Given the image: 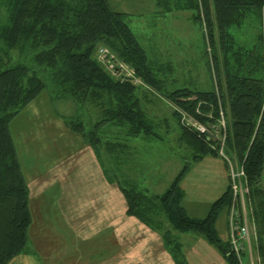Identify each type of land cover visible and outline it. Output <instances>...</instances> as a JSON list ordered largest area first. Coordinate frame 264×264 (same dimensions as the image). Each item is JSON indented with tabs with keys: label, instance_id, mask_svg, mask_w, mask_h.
Here are the masks:
<instances>
[{
	"label": "trees",
	"instance_id": "trees-1",
	"mask_svg": "<svg viewBox=\"0 0 264 264\" xmlns=\"http://www.w3.org/2000/svg\"><path fill=\"white\" fill-rule=\"evenodd\" d=\"M174 1L176 9L194 10V22L205 28L202 39L214 84L209 91L164 90L159 65L148 58L128 25V15L113 10L108 0H0V264L26 251L31 224L28 189L9 124L45 90L98 111L89 129L77 117L64 118L65 125L92 147L105 178L121 191L127 215L158 231L177 264L186 262L171 229L203 236L228 264H239L229 241H221L215 228L220 213L229 209V184L202 219L187 215L180 186L191 162L219 156V143L184 127L179 111L215 126L221 110L225 152L234 154L243 165L257 226L256 252L264 264V191L260 184L264 169V0ZM164 2L168 11L170 0H158L157 7ZM248 22L257 30L250 46L243 37H250L243 31ZM98 47L107 48L131 66L144 86L159 91L173 104L179 141L191 151V161L184 163L161 194L141 190L130 167L121 168L132 160L126 150L128 139L159 140L160 136L142 107L143 85L113 78L96 58ZM163 67L172 70L170 64ZM110 127L119 129L116 142L111 140Z\"/></svg>",
	"mask_w": 264,
	"mask_h": 264
},
{
	"label": "crops",
	"instance_id": "crops-1",
	"mask_svg": "<svg viewBox=\"0 0 264 264\" xmlns=\"http://www.w3.org/2000/svg\"><path fill=\"white\" fill-rule=\"evenodd\" d=\"M122 8L118 12L130 16L131 13ZM172 10L176 13L188 11L169 7L166 12L171 15ZM190 18L193 16H188ZM158 36L160 43L164 42L166 30ZM47 108L46 103L43 107L34 106L38 111L34 115L26 114L30 118L24 120L22 126H15L13 133L10 124L16 117L9 124L28 189L31 224L26 251L15 256L8 264H177L158 231L127 215L121 191L115 183L105 178L92 147L81 135L67 128L64 118L56 119L58 117L55 116L51 121L52 117L44 112ZM13 123L17 124V120ZM25 126L28 128H23ZM46 128H53V131L49 133ZM116 132L115 129L109 130L113 142L118 141L113 140L118 138ZM22 134H25L24 141L20 139ZM134 139H128L126 149L131 155V164L128 162L121 168L130 167L131 174L137 177L139 162L135 160L139 159L137 155L140 154L132 141ZM28 150L32 151V158L25 161ZM224 176L227 187L229 175L226 162ZM182 190L185 199L187 193L185 188ZM211 203L205 205L185 200L183 205L188 216L202 219ZM200 207L205 215H192ZM227 224L226 221V231ZM167 228L171 229L170 225ZM171 231L181 244L186 264H228L219 249L209 244L203 236Z\"/></svg>",
	"mask_w": 264,
	"mask_h": 264
},
{
	"label": "rangeland",
	"instance_id": "rangeland-1",
	"mask_svg": "<svg viewBox=\"0 0 264 264\" xmlns=\"http://www.w3.org/2000/svg\"><path fill=\"white\" fill-rule=\"evenodd\" d=\"M109 1L114 10L118 11L125 7L126 11L131 13L127 19L128 25L139 39L148 58L159 65V78L163 80L166 86L164 90L190 88L198 91H209L213 89L211 62L202 39V28L194 22L193 18L188 19L190 15L194 17V10L179 11L177 13L172 10L170 15L166 12L168 8L166 2H164V5L157 7L155 5L157 0ZM169 3V7L173 8L177 1L170 0ZM251 24V22H248L247 28H243V31H247L250 37L242 34L243 37H247L246 39L249 40L248 42L244 39L249 43L248 46H250L251 41L254 43L255 40L253 41L252 37H256L257 31L251 27ZM163 30H166V38L164 42L160 43V36L158 35H161ZM13 53L17 54L16 51ZM15 58H17V55H15ZM24 62L30 64L28 59ZM168 64L172 68L170 72L163 67ZM160 68L163 69L160 70ZM43 76L47 79L46 74H43ZM140 93L142 107L148 118L153 121L155 132L160 136V139L138 137L132 140L139 148L138 153L140 154V156L137 155L139 159L135 160L139 162L136 182L141 190H147L149 194H161L170 185L184 163L191 161V151L184 143L179 141V128L172 116L173 104L163 97L159 91L148 86L143 85L140 88ZM33 102L30 103L32 105L29 104L30 107H28L29 105L25 106L12 121L10 124L11 133H13L15 126H22L21 123L30 118L26 114L34 115L38 111L34 109V106L43 107L45 103L48 108L44 112L52 117L51 121L55 116L58 117H55L56 119H59V117L62 119L77 117L84 122L86 129H89V125L98 119L99 115L98 111L92 106L88 104L79 105L68 98H57L50 90L43 91ZM16 120L17 124L14 125L13 122ZM23 128L26 129L28 126ZM39 129L41 130L40 127ZM110 129L111 131L113 129L119 130L116 127H110ZM46 130H49L50 133L53 128H46ZM34 132L38 134L37 131ZM24 137L25 134H22L21 141H24ZM49 139L53 140L52 137ZM115 139L113 138V140ZM51 145L53 146V144ZM19 154L21 155L20 149ZM25 154L27 156L25 161L32 158L31 150L26 151ZM21 158L24 159L22 155ZM224 162L225 160L220 156H206L196 163L191 162L190 169L180 183L181 188H185L187 193L184 202L185 200H192L206 205V203L216 200L227 184L224 176ZM191 182L193 186H191ZM260 184L264 187V169ZM262 186L261 188H263ZM45 199L47 200V198ZM245 203L250 223V240L254 249V264H261L260 257L256 252L257 226L254 222V207L253 201L249 197V191L245 197ZM192 213V215L198 217L205 215L202 207ZM228 214L229 210L224 209L215 222L218 236L223 242L228 241V229L226 231ZM242 260L243 264H248L246 255L242 257Z\"/></svg>",
	"mask_w": 264,
	"mask_h": 264
},
{
	"label": "built area",
	"instance_id": "built-area-1",
	"mask_svg": "<svg viewBox=\"0 0 264 264\" xmlns=\"http://www.w3.org/2000/svg\"><path fill=\"white\" fill-rule=\"evenodd\" d=\"M203 27V32H204ZM97 60L104 66L105 70L120 82L128 81L135 86L143 85L135 75L131 66L119 60L112 52L105 47H98L96 50ZM181 124L194 130L199 134L215 137L219 143L218 155L228 164L229 186L231 189V202L228 214V241L231 252L237 257L238 263L243 264L242 257L246 255L248 264H254L253 244L250 240V223L247 213L245 197L248 194V186L243 170V165L236 157L227 155L225 152L226 125L222 111L219 110V118L215 126L204 124L179 111ZM199 114L200 111L196 110ZM209 116V114H206Z\"/></svg>",
	"mask_w": 264,
	"mask_h": 264
}]
</instances>
